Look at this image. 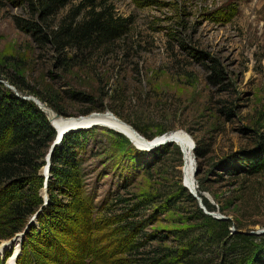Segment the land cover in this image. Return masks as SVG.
I'll return each instance as SVG.
<instances>
[{"label": "rangeland", "instance_id": "1", "mask_svg": "<svg viewBox=\"0 0 264 264\" xmlns=\"http://www.w3.org/2000/svg\"><path fill=\"white\" fill-rule=\"evenodd\" d=\"M35 1L0 0V93L27 97L65 120L111 113L145 146L155 145L140 151L97 125L54 138L39 169L41 205L22 224L0 220V264L17 252L7 264H151L159 256L156 264H173L163 255L181 245L177 231H206L202 214L228 221L231 233L264 229V168L241 173L243 160L264 161V0H93L111 6L126 29L96 52L76 53L56 52L17 26L16 19L39 21ZM81 2L46 22L67 24ZM179 131L207 152L198 159L192 151L194 191L181 149L161 142ZM72 135L77 182L53 172L65 170L53 159ZM6 196L0 204L14 197ZM202 251V264L215 261V247Z\"/></svg>", "mask_w": 264, "mask_h": 264}, {"label": "trees", "instance_id": "2", "mask_svg": "<svg viewBox=\"0 0 264 264\" xmlns=\"http://www.w3.org/2000/svg\"><path fill=\"white\" fill-rule=\"evenodd\" d=\"M71 1L73 0L35 1L33 5L36 6L33 10L39 21L16 19V24L28 33L43 38L44 42L46 41L56 52L74 51L76 53L88 50L96 52L124 34L125 21L116 18L113 8L104 5V1L95 4L93 0H83L87 4L84 6L81 2L79 6L72 8L67 15L69 19L67 24H64L65 20L55 26L46 22ZM83 7L91 8L75 22L74 18L80 14ZM8 96L9 98L6 93H0V197L7 199L6 195L10 193L14 197L0 204V220L4 218L7 224H22L32 214V208L41 205V199L38 196L39 188L42 186L39 169L43 165L41 160L45 149L55 138V132L35 104L21 100L13 93H9ZM93 111L95 110L82 115ZM76 138L75 135L69 136L65 142V148L60 149V153H55L53 160L59 165H65V170L62 167L61 169L53 168V172L60 180L77 182L75 163L69 153L72 148L76 147ZM63 150L66 151L61 154ZM193 151L198 159L203 158L207 153L196 146ZM242 164L244 169L241 173L245 174H252L264 168V161L260 158L258 160L248 158L243 160ZM22 188L29 191L23 197ZM178 190L188 201H194L185 188L179 186ZM17 192L21 194L16 196ZM170 201L171 199H166V202ZM51 213V209L46 208L45 214ZM201 217L209 222L206 231L197 235L189 229L177 231L183 239L180 240L181 245L165 253L162 259H172L173 264H202V258L198 255L203 254V246H213L217 252L210 256L215 260L214 262H211V259L208 260L210 264H264V235L251 236L238 230L231 233L228 221L212 219L203 214ZM18 231L19 229L15 228L13 233ZM36 231L39 235L40 225ZM2 238L5 236H0V239ZM88 241L87 246L90 248L95 241L90 239ZM57 250L61 249L57 248ZM163 251L167 252L164 249ZM89 253L94 254L95 252L90 250ZM160 258L161 256L151 258L149 261L151 264H156Z\"/></svg>", "mask_w": 264, "mask_h": 264}, {"label": "bare ground", "instance_id": "3", "mask_svg": "<svg viewBox=\"0 0 264 264\" xmlns=\"http://www.w3.org/2000/svg\"><path fill=\"white\" fill-rule=\"evenodd\" d=\"M43 109L47 113H53L50 109L46 108L43 106ZM71 120L68 119H63V118H57L52 122V125L56 127L57 131H63L66 130L70 127H85L89 126L94 123H99L101 126L111 128V130H114L121 135L125 136L133 145L144 148L146 145V142L139 137V135L133 130L132 127L118 119L116 116H114L111 113H105L101 115H93L89 116L87 119L85 118H80V119H75V118H70ZM74 120V121H73ZM168 140H171L172 143H175L182 151L183 156H184V179H185V184L188 186V188L191 191L196 190V183L194 182L192 178V172L194 168V159H193V154H192V141L186 135L185 133L179 131V132H173L170 134H166L165 136ZM4 247L0 245V255L3 253ZM20 251V249H19ZM13 255L10 254L9 258H13L15 254ZM9 258L5 261V264H7ZM4 260V259H3ZM12 264V263H8Z\"/></svg>", "mask_w": 264, "mask_h": 264}, {"label": "water", "instance_id": "4", "mask_svg": "<svg viewBox=\"0 0 264 264\" xmlns=\"http://www.w3.org/2000/svg\"><path fill=\"white\" fill-rule=\"evenodd\" d=\"M16 97H18V96H16ZM20 99H21V100H25V101H29V98H27V97H20ZM36 106H37V108L39 109V111H41V112L45 115V117H46L48 123L50 124V126L52 127V129L56 132V134H55V138H57V140L60 139L61 136L65 135V134H66L67 132H69V131L82 130V129H84V128H88V127H90V126H94V125L101 126L99 123H94V124H91V125H89V126H85V127H83V126H82V127H70V128H68V129H66V130H63V131H57L56 127L52 125V122H53L55 119H57L58 115L55 114L54 112H53V113H47V112L43 109V106H42L41 104H39V103H36ZM90 116H91V115H90ZM80 118H85V117H78V118H75V119H80ZM108 129H109V128H108ZM110 130H111V129H110ZM60 140H61V139H60ZM161 142L171 143L172 141H171V140H168L166 137H163ZM157 144H160V143H157ZM154 145H155L154 143H149V144H147V146H145L144 148H137V149L140 150V151H142V150H144V149H146V148L153 147ZM53 148H54V147H51V150H52ZM51 150H50V151H51ZM191 150H192V151L194 150L193 144H192ZM49 156H50V153L47 155V161H48V163H49ZM45 174H46V170H44V175H45ZM192 175H194V171H193ZM40 176H43V173H42ZM46 184H47V181H46L45 184H44V190H43L44 192L46 191ZM184 186H185V185H184ZM185 187H186V186H185ZM190 193L193 194L191 191H190ZM194 194H195V193H194ZM206 214H207V215H210V214H208V213H206ZM221 219H225V218H221ZM31 221H32V220H31ZM249 235H251V236H257V237H258V236H263V235H264V229L250 232Z\"/></svg>", "mask_w": 264, "mask_h": 264}]
</instances>
